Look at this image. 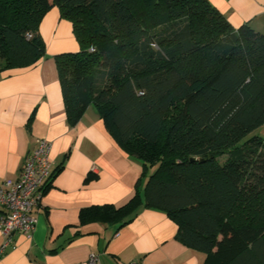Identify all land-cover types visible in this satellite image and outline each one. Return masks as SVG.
I'll return each mask as SVG.
<instances>
[{
  "label": "trees",
  "instance_id": "trees-1",
  "mask_svg": "<svg viewBox=\"0 0 264 264\" xmlns=\"http://www.w3.org/2000/svg\"><path fill=\"white\" fill-rule=\"evenodd\" d=\"M53 6L79 46L54 55L67 123L94 106L145 175L123 205L80 209V223L122 225L144 206L202 264H264V136H247L264 124V34L208 0H0V71L45 56Z\"/></svg>",
  "mask_w": 264,
  "mask_h": 264
},
{
  "label": "crops",
  "instance_id": "crops-1",
  "mask_svg": "<svg viewBox=\"0 0 264 264\" xmlns=\"http://www.w3.org/2000/svg\"><path fill=\"white\" fill-rule=\"evenodd\" d=\"M233 27L244 23L264 34V0H208ZM45 56L28 67L0 71V185L16 179L39 137L50 141L54 169L29 234L13 233L0 264H202L205 254L175 238L176 224L162 211L138 207L128 222L81 224L91 205L119 207L141 190V162L122 150L89 105L78 122L67 123L54 55L77 51L71 22L56 6L39 24ZM3 235L0 231V247Z\"/></svg>",
  "mask_w": 264,
  "mask_h": 264
},
{
  "label": "built area",
  "instance_id": "built-area-1",
  "mask_svg": "<svg viewBox=\"0 0 264 264\" xmlns=\"http://www.w3.org/2000/svg\"><path fill=\"white\" fill-rule=\"evenodd\" d=\"M50 141L39 137L33 149L24 157L16 179H6L0 185V231L3 242L0 253L10 242L13 233L29 234L35 225L32 209L43 194L50 181L54 167L49 158ZM97 255L90 254L89 264H97ZM127 264H144L142 261H130Z\"/></svg>",
  "mask_w": 264,
  "mask_h": 264
},
{
  "label": "rangeland",
  "instance_id": "rangeland-1",
  "mask_svg": "<svg viewBox=\"0 0 264 264\" xmlns=\"http://www.w3.org/2000/svg\"><path fill=\"white\" fill-rule=\"evenodd\" d=\"M253 134L264 136V124L256 127L254 130H252L247 136H251ZM224 157H221L220 160H223Z\"/></svg>",
  "mask_w": 264,
  "mask_h": 264
}]
</instances>
